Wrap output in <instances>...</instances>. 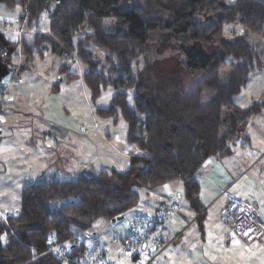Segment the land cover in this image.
Returning <instances> with one entry per match:
<instances>
[{"label": "trees", "instance_id": "16d2710c", "mask_svg": "<svg viewBox=\"0 0 264 264\" xmlns=\"http://www.w3.org/2000/svg\"><path fill=\"white\" fill-rule=\"evenodd\" d=\"M0 4L20 6L30 31L38 27L43 12H50L47 31L36 32L33 47L46 48L57 57L73 54L86 71L79 76L62 66L58 73L66 81L80 78L91 101L113 88L116 93L109 106L96 109L95 114L103 119L120 116L127 125V143L141 152L128 158L129 167L123 172H86L74 181L24 186L18 214L8 217L7 225L0 224V238L7 235L4 245L0 240V264H75L56 260L49 251L52 243L69 244L74 253L81 252L80 236L91 234L94 224L138 205L134 185L154 189L179 180L182 195L199 214L194 175L209 158L230 155L232 146L245 137L250 118L264 114L262 99L246 108L233 101L249 74L263 66L264 46L254 49L250 36L264 37V0L233 4L225 0H0ZM107 21L112 22L111 32L105 30ZM233 24L241 27V33L226 36L224 27ZM86 28L91 33L79 37ZM155 35H166L183 58L166 81L147 90L133 65L149 53ZM88 43L106 52L103 61L86 48ZM21 44L24 55H29L26 44ZM52 90L57 92V85ZM129 90L134 91L133 107L128 105ZM70 198L77 200L50 208L51 203Z\"/></svg>", "mask_w": 264, "mask_h": 264}, {"label": "rangeland", "instance_id": "374dc122", "mask_svg": "<svg viewBox=\"0 0 264 264\" xmlns=\"http://www.w3.org/2000/svg\"><path fill=\"white\" fill-rule=\"evenodd\" d=\"M235 0H225L226 4H233ZM40 16L42 18V24L40 29L38 27L34 30H27L26 28V16L23 14L21 7L16 6L14 8H7L3 4H0V30L3 32L15 31L19 29L20 38L15 43L16 50L14 54L9 59V71L4 77V82H8L11 79L12 72L15 68H18L19 74L17 76V82L13 83L7 93L0 99V102L6 103L7 95L12 91V89L19 90L21 95L16 97V100L11 106H19V111L15 113L14 109L10 108L5 112L8 115H14L13 120L16 122L12 124L10 130L13 132L12 138L9 139L13 144L16 143L17 131L21 130L25 138H33L32 143L19 142L16 144L17 147L22 148L24 151V156L18 158V162L22 168L26 170H34L41 168L45 161L52 155V168L44 173L39 179L34 174L25 172V184H35L39 181L43 183H51L54 181H74L77 179L78 175H73L72 172L68 171L70 162L72 163V158H70L68 148L72 143L81 140L80 136L86 137L89 143L90 153L95 154L98 152V163L103 166L101 170L110 171L112 169L123 172L128 169L129 163L128 158L125 156L129 150H131L132 145L128 144L126 141L127 125L122 120L120 116L116 119H103L95 114L96 109H104L109 106L113 96L116 91L108 87L101 92L100 97L95 101H91L89 98V93L82 84L80 78L75 80L66 81L64 75L58 73V70L62 66H68L69 70L74 73L81 74L86 70V67L82 64L76 62V58L73 54H66L63 57H57L50 54H44L40 58L36 53H33L28 59L22 52L21 42L22 39H33L36 32L47 31V19L50 21L49 11ZM18 22V23H17ZM49 23V22H48ZM111 21H107L105 25V30L111 32ZM19 24V26H17ZM242 31L239 25L233 24L224 27V34L226 36H234L240 34ZM44 33V32H43ZM90 29L86 28L79 37H84L86 34H90ZM0 34H2L0 32ZM3 35V34H2ZM250 42L254 49L259 50L264 46V37L258 35H251ZM176 44L169 41L166 35H155L150 38V51L146 57H140L137 63L133 65L136 76L139 79L141 85H143L147 90L157 88L160 84L166 81L174 72L178 70V61L183 57L181 54H177ZM86 48L90 50L97 59L103 61L107 56L106 52L101 49L95 43H88ZM20 50L19 54L17 50ZM46 50V48H43ZM79 64V65H77ZM262 68L256 69L249 74V79L245 87L240 91V93L233 97L234 103L241 108H246L250 106L253 102L262 99L264 101V57L262 59ZM22 68V71H20ZM200 75L195 76L199 78ZM192 78V77H191ZM57 85L58 91L54 92L52 89ZM3 84H0V90ZM52 90V92H51ZM134 91H127L128 105L133 107V96ZM14 98V97H13ZM30 107L32 111L31 115H26V111ZM26 109V110H23ZM264 115V114H261ZM262 117V116H261ZM41 123L42 120H45ZM255 119L254 122L260 118L251 117ZM249 121V123H250ZM52 122V152L49 154L45 149L47 146L42 147L41 142L38 137L43 136L42 134L46 132L45 125ZM40 124L43 126L40 127ZM34 126V129L32 127ZM247 130V129H246ZM109 136V141L114 146L115 152H112V160H105L101 155L103 147L108 144L102 142V138ZM83 141V140H82ZM85 141V140H84ZM57 144V146H55ZM111 145V146H112ZM40 147V151L36 148ZM233 147V146H232ZM237 147V146H236ZM235 147V148H236ZM107 148V147H106ZM92 149H94L92 151ZM128 149V150H126ZM92 151V152H91ZM19 153V152H18ZM38 153V154H37ZM37 154V155H36ZM233 158L222 160L221 164L219 162L220 169L230 170L233 178L239 175L241 167L240 154L232 155ZM99 168L94 169V173L99 172ZM50 171H52V176H48ZM72 171V170H71ZM7 174H10V170L7 169ZM20 173H13L9 177H3L1 175L0 168V212L4 215L13 216L17 208L20 205V189H17ZM10 179L9 181H7ZM240 177H237V182ZM251 179V175H250ZM225 182V179H222ZM234 180V179H233ZM232 181V180H231ZM223 182V186H228L227 183ZM240 182L236 183V187L231 188L229 186V194L235 193L239 196ZM22 186V185H21ZM235 186V185H234ZM225 187V188H226ZM133 189L138 193L139 203L136 207L127 210L123 215L124 219L116 220L112 222L111 220H99L95 225H97V231L100 230V235L102 237V245L108 251V255L111 259L120 256L121 247L118 241L114 249L109 248V237L110 238H120L122 233V224L128 218L133 215L144 212L141 210V205L145 200H148V196L153 189L142 188L134 185ZM180 201H178V208L180 213L187 210V200L182 195V187H180ZM213 197V191L209 190L200 196V199L206 201L208 198ZM223 197V196H220ZM220 199L219 203L223 202ZM77 198L64 199L58 202H53L50 208L56 210L62 204H68L76 201ZM218 205L216 204L212 209V217L216 213ZM210 213V214H211ZM122 215V216H123ZM114 228V231L110 229ZM110 229V231H109ZM99 236V235H98ZM82 239L83 236H80ZM1 243L4 245L7 241V235H1ZM106 246V247H105ZM167 259V258H166ZM158 264V261H157Z\"/></svg>", "mask_w": 264, "mask_h": 264}, {"label": "crops", "instance_id": "0c3cea01", "mask_svg": "<svg viewBox=\"0 0 264 264\" xmlns=\"http://www.w3.org/2000/svg\"><path fill=\"white\" fill-rule=\"evenodd\" d=\"M44 13L46 12H43L42 14ZM48 14L50 16V13ZM48 22L49 19H47V25ZM41 24L42 18L39 20L38 29H40ZM17 26H19V24H17ZM18 31L19 29L8 32H3L0 30V32L3 34L4 40L12 45L15 44L20 38ZM22 41L26 44L27 50L30 53L26 56V59H28V57H30L33 53H36L38 56L40 55V58H42L44 54L52 55L47 49L45 50L42 48L40 50L39 47L34 48L32 45L33 39H22ZM77 61L78 60H76V62ZM81 74L78 75L80 76ZM20 95L21 93L19 90L12 89L9 95H7L6 103H2V101L0 102L1 175L3 177H9L14 172L20 173L17 177L19 178L17 185L18 190L20 187L23 188L26 185H30L25 184L26 182H23L26 179L25 172L37 176V178L33 179H39V177L44 175V173H47V171L52 168V155H49V158L47 161H45L41 168L39 167L34 170H26L22 168L23 166H20L19 163L14 164V162H18V158H21L25 154L22 148L17 147L16 144H19V142L32 143V141H34V139L30 137L25 138L23 141L22 139L24 135L22 134L21 130L17 131L15 144L9 141V139L12 138L11 135L13 134V132L10 130V128H12L11 125L15 124L16 122L13 120L14 115H8L5 114V112L10 108L14 109L15 113L19 111V106L11 105L14 104L16 97L18 98ZM29 108L30 107H28V110L26 111V115H31L32 113ZM255 117L260 119L256 122H254L255 119H251V121L249 120L250 123L248 121L246 126L247 130L245 129L244 131L245 137L232 147V153L230 155L224 156L222 158H209L194 175L199 187L198 197L202 209L199 214L195 213L187 201V210L183 213H180L179 209L177 214L168 224L167 228L161 230L157 234L159 240L166 244L158 258V264H264V245L259 243L244 244L237 238L233 237L230 234L228 221L224 215V204L226 199H224L221 204L219 203L220 199H223V197H220L221 191L228 189L229 186H231V188L232 186L236 187V183L241 181L239 192L236 191V193H239V196H237L235 193L232 195L252 204L258 212L259 218L264 221V115L260 114L256 115ZM46 120L47 119L42 120L41 123ZM41 126L43 125L40 124V127ZM45 127L46 132L42 134L43 136L38 137V140L41 142L43 148L44 146H47V149L44 148L45 152L47 151V153L50 154L52 152V122L48 123V126L46 124ZM32 129H34V126ZM80 137L81 140H78L77 142L74 140L72 145L68 148L70 158H72V163L70 162L68 171L72 172L73 175L78 176L85 174L86 172H93V170L97 168L100 169L99 172H110L111 170H101L103 166H100L98 163V152L91 154L89 152L90 148L87 141L88 139L84 136ZM102 142L107 143L108 145L106 146L107 148H102L100 155L105 160L108 159L111 161L112 152H115V149L109 141V136L102 138ZM55 146H57V144H55ZM36 150L39 153L40 147L36 148ZM93 150L94 149H92V151ZM140 154L141 152L138 150V148L132 145L131 150H129L125 156L129 158L131 155ZM233 154L234 156L236 154H240L242 162V169L239 172L240 174H237L235 178H233L230 170L219 168L221 161L233 158ZM7 169L10 170V174H7ZM48 176H52V171H50ZM237 177H240V179L235 182ZM222 179H225V182ZM9 180L10 179L7 181ZM227 180L230 182L227 183ZM223 182L227 183L228 186H223ZM180 187L181 182L178 180L176 182L154 188V191L150 192L148 200H145L140 207L144 212H139L125 220V222L122 224L123 230L120 238L116 239L109 237V248H117V242H120L123 238L126 226L134 216L138 214L154 213L160 203L171 198L172 196H178V201H180ZM209 190L213 191V197L208 198L206 201L200 199V196ZM216 204L218 207L216 209V213H214L212 217L211 212ZM17 211H19V208H17ZM8 217H11V215L7 216L0 212V224H4ZM122 219H124V215ZM97 228V225L94 224L91 234L95 235L99 241L102 242L100 230L98 232ZM110 229L114 231L112 225Z\"/></svg>", "mask_w": 264, "mask_h": 264}, {"label": "built area", "instance_id": "2783aa9c", "mask_svg": "<svg viewBox=\"0 0 264 264\" xmlns=\"http://www.w3.org/2000/svg\"><path fill=\"white\" fill-rule=\"evenodd\" d=\"M18 54L20 50H17ZM18 68L12 72L11 79L4 82L0 90V99L5 97L9 87L17 82ZM225 197L224 215L228 221L230 234L244 244L259 243L264 245V221L256 208L240 198L229 194L228 189L220 193ZM178 196L163 201L154 213L138 214L127 224L125 234L120 241L121 253L116 259H111L108 251L93 234H85L79 240L82 251L74 253L69 244L55 245L49 248L53 257L62 263L75 264H157L158 258L166 244L157 234L167 228L172 218L177 214ZM18 214V211L14 216ZM7 225V222L5 221ZM50 243V242H49Z\"/></svg>", "mask_w": 264, "mask_h": 264}, {"label": "water", "instance_id": "95a60500", "mask_svg": "<svg viewBox=\"0 0 264 264\" xmlns=\"http://www.w3.org/2000/svg\"><path fill=\"white\" fill-rule=\"evenodd\" d=\"M0 43H1L2 47H8L7 42L4 40V37H3L2 34H0ZM15 50H16V48H13V52H14ZM7 74H8L7 67H6L5 64H3V63L1 62V57H0V82L2 81V79H3ZM122 218H123V216L121 215V216H118V217L115 218V219H111V221L113 222V221H115V220H120V219H122Z\"/></svg>", "mask_w": 264, "mask_h": 264}, {"label": "flooded vegetation", "instance_id": "af4514ba", "mask_svg": "<svg viewBox=\"0 0 264 264\" xmlns=\"http://www.w3.org/2000/svg\"><path fill=\"white\" fill-rule=\"evenodd\" d=\"M0 50H1V52H0V57H1V62L3 63V64H5L6 65V67H7V70L9 71V59H10V57L14 54V52H13V48L12 47H2V45H1V43H0Z\"/></svg>", "mask_w": 264, "mask_h": 264}]
</instances>
